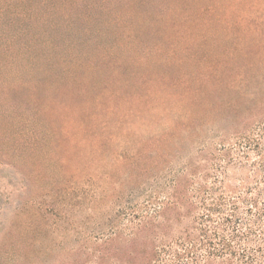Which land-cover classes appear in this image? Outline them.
Masks as SVG:
<instances>
[{"label": "rangeland", "instance_id": "rangeland-1", "mask_svg": "<svg viewBox=\"0 0 264 264\" xmlns=\"http://www.w3.org/2000/svg\"><path fill=\"white\" fill-rule=\"evenodd\" d=\"M259 150L264 0H0V264H153Z\"/></svg>", "mask_w": 264, "mask_h": 264}, {"label": "trees", "instance_id": "trees-1", "mask_svg": "<svg viewBox=\"0 0 264 264\" xmlns=\"http://www.w3.org/2000/svg\"><path fill=\"white\" fill-rule=\"evenodd\" d=\"M252 144L247 141L246 147L252 149ZM258 156L254 186L225 193L203 185L186 196L181 203L184 219L187 210L202 211L176 237H153V264H264V150ZM172 204L179 206L176 200Z\"/></svg>", "mask_w": 264, "mask_h": 264}]
</instances>
